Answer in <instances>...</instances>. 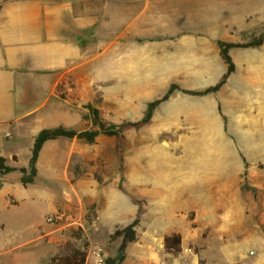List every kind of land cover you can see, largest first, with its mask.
I'll return each instance as SVG.
<instances>
[{
  "label": "rangeland",
  "instance_id": "1",
  "mask_svg": "<svg viewBox=\"0 0 264 264\" xmlns=\"http://www.w3.org/2000/svg\"><path fill=\"white\" fill-rule=\"evenodd\" d=\"M82 1L103 19L84 63L61 87L89 112L80 125L100 131L80 144L81 176L100 184L120 180L134 201L131 179L141 175L144 189L181 195L192 226L225 222L228 238L264 237V0ZM219 42L253 44L228 49V72ZM136 200L146 216L151 199ZM96 206L86 203L83 227L71 226L57 240L84 249V264H107L117 255L119 240L109 237L117 225L102 223ZM46 208L36 203L14 211L10 231L33 234ZM33 255L16 264H39ZM48 263L49 257L41 262Z\"/></svg>",
  "mask_w": 264,
  "mask_h": 264
},
{
  "label": "crops",
  "instance_id": "2",
  "mask_svg": "<svg viewBox=\"0 0 264 264\" xmlns=\"http://www.w3.org/2000/svg\"><path fill=\"white\" fill-rule=\"evenodd\" d=\"M100 12L82 0H0V156L12 168L0 172V264L30 260L32 254L39 264L50 260L62 231L71 227L66 221L74 219L83 227L88 202L97 205L101 222L117 225L114 228L139 219L136 239L128 243L121 264H264V237L244 233L228 238L225 222L214 228L207 223L192 226L185 221L187 203L181 195L161 194L158 186L144 189L141 175L131 179L134 201L121 189L120 180L100 184L81 176L78 167L85 161L81 162L80 144L87 143L77 136L45 140L33 181L22 183L19 168L28 169L41 129L61 125L77 132L90 130L80 125L89 112L80 111L61 87L64 77L84 63L88 41L103 19ZM134 26L130 23L122 32ZM174 178L183 180L182 175ZM143 195L151 199L146 216L136 200ZM36 203H44L47 210L34 233L10 231L12 213ZM57 212L65 215L63 224L46 223L45 217ZM173 233L181 236L177 255L164 248V237ZM191 244H197V252H191Z\"/></svg>",
  "mask_w": 264,
  "mask_h": 264
},
{
  "label": "trees",
  "instance_id": "3",
  "mask_svg": "<svg viewBox=\"0 0 264 264\" xmlns=\"http://www.w3.org/2000/svg\"><path fill=\"white\" fill-rule=\"evenodd\" d=\"M249 44H232V43H222L219 42L221 48V54L224 60L228 64V72L233 70V65L228 54V49L232 46H248ZM216 88V87H215ZM172 88H169L168 92L163 96L165 98ZM155 102H150L148 105V112L152 109ZM102 132H110L111 129L101 126ZM99 130H85L77 132L73 129H68L64 126L48 127L41 129L35 136L34 142L31 148V156L29 159L28 169L20 167L19 170L22 172L21 181L23 184H27L33 181L35 175V163L38 156V152L42 147L45 140L54 139L60 136L73 137L85 139L86 141H93L95 137L99 134ZM4 159L0 156V172H6L12 168L5 166L3 163ZM28 171V173H27ZM137 220H133L129 224L117 227L109 235L112 241L119 240V245L117 248V255L114 257H108L106 260L107 264L121 263L125 258V250L128 243L136 239L135 225ZM164 248L167 252L177 255L181 251V236L179 233H173L164 237ZM86 262V251L79 248L71 241L65 242L63 245L58 246V251L54 254L48 264H84Z\"/></svg>",
  "mask_w": 264,
  "mask_h": 264
},
{
  "label": "built area",
  "instance_id": "4",
  "mask_svg": "<svg viewBox=\"0 0 264 264\" xmlns=\"http://www.w3.org/2000/svg\"><path fill=\"white\" fill-rule=\"evenodd\" d=\"M7 135L9 136L10 133H7ZM64 219H65V215L63 213H59V212L48 214L45 217L46 223H49L52 225L63 224ZM66 223H68L71 226H77V227L79 226V224L74 219L67 220Z\"/></svg>",
  "mask_w": 264,
  "mask_h": 264
},
{
  "label": "bare ground",
  "instance_id": "5",
  "mask_svg": "<svg viewBox=\"0 0 264 264\" xmlns=\"http://www.w3.org/2000/svg\"><path fill=\"white\" fill-rule=\"evenodd\" d=\"M257 91H258V90H257ZM223 92H224V91H223ZM223 92H222V93H223ZM259 92H260V91H259ZM235 93H236V92H235ZM232 94H234V93H232ZM259 94H260V93H259ZM225 95H227V94H225ZM245 95H246V94H245ZM245 95H244V96H245ZM217 96H218V95H217ZM220 96H221V95H220ZM247 97H248V96H247ZM232 98H233V97H232ZM240 98H242V97H240ZM226 99H228V98H226ZM211 100H212V98H211ZM222 100H223V98H222ZM242 100H243V99H242ZM242 100H241V101H242ZM227 102H229V99H228ZM232 102H234V101H232ZM232 102H231V103H232ZM239 102H240V101H239ZM244 102H245V101H244ZM235 103H236V102H235ZM250 103H252V101H251ZM261 103H262V102H261ZM227 104H228V103H227ZM233 104H234V103H233ZM240 104H243V103H240ZM245 104H246V103H245ZM263 104H264V103H263ZM225 105H226V104H225ZM228 105H229V104H228ZM243 105H244V104H243ZM229 106H230V105H229ZM231 107H234V106H231ZM231 107H230V108H231ZM235 107H236V106H235ZM241 107H242V106H241ZM256 107H257V106H256ZM259 107H261V106H258V109H259ZM262 108H263V110H264V105H263ZM222 109H223V107H222ZM252 109H253V108H252ZM232 110H233V109H232ZM254 110H255V109H254ZM237 111H238V109H237ZM240 111H241V110H240ZM215 112H216V111H215ZM224 112H226V110H225ZM224 112H223V113H224ZM233 112H235V111H233ZM242 112H243V111H242ZM249 112H250V111H249ZM256 113H257V112H256ZM256 113H255V114H256ZM218 114H219V113H218ZM226 114H227V113H226ZM262 114H263V113H262ZM238 115H239V114H238ZM221 116H222V115H221ZM232 117H233V116H232ZM220 118H221V117H220ZM228 119H229V118H228ZM246 119H247V118H246ZM223 120H224V119H223ZM229 122H231V120H230ZM225 123H226V122H225ZM231 123L233 124V122H231ZM235 123H236V122H235ZM248 123H249V122H248ZM239 124H240V123H239ZM224 125H225V124H224ZM232 126L234 127V125H232ZM243 126H245V125H243ZM213 127H214V126H213ZM230 128H231V126H230ZM238 128H239V127H238ZM217 131H218V130H217ZM250 131H251V130H250ZM229 136H231V135H229ZM254 137H255V136H254ZM241 142H242V141H241ZM237 144H238V142H237ZM255 145H256V144H255ZM251 148H252V147H251ZM248 153H249V152H248ZM251 156H252V155H251Z\"/></svg>",
  "mask_w": 264,
  "mask_h": 264
}]
</instances>
